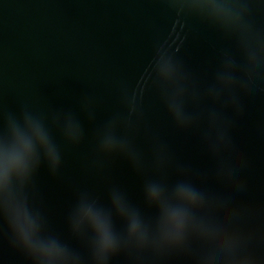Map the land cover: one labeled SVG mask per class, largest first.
<instances>
[{"label": "water", "instance_id": "obj_1", "mask_svg": "<svg viewBox=\"0 0 264 264\" xmlns=\"http://www.w3.org/2000/svg\"><path fill=\"white\" fill-rule=\"evenodd\" d=\"M5 158L0 264H264V0H0Z\"/></svg>", "mask_w": 264, "mask_h": 264}, {"label": "clouds", "instance_id": "obj_2", "mask_svg": "<svg viewBox=\"0 0 264 264\" xmlns=\"http://www.w3.org/2000/svg\"><path fill=\"white\" fill-rule=\"evenodd\" d=\"M8 183V164H7V158H5V163L3 170L0 171V189L6 190ZM159 192L157 189L153 188L150 191V196L152 198L158 197ZM175 195L185 201H188L190 203H195L199 197L198 194L193 191L191 188L187 186H180ZM166 216L168 221L172 225V232L169 234L170 239L173 242H178L182 230L186 226L187 219H188V213L183 208H173L170 210H167ZM137 225L133 223L132 229L135 230ZM13 228L17 232L20 240L23 242V244L32 252L34 253H40L44 257H46L49 261H52L53 259L57 258L60 255L61 250L54 244H41L34 242L31 239V234L36 229L35 221L28 215L26 210H21L17 213L14 221H13ZM115 247V242L107 230V228L103 225H101V234L100 239L98 241V249L101 253H104L106 251L112 250ZM233 262V264H239L240 261H243V264H254V257L250 255H246L243 257H232L230 258Z\"/></svg>", "mask_w": 264, "mask_h": 264}]
</instances>
